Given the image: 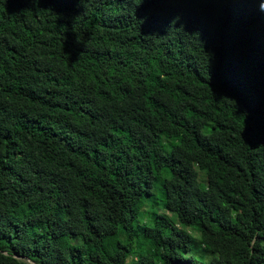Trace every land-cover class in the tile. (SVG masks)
Here are the masks:
<instances>
[{"label": "trees", "instance_id": "16d2710c", "mask_svg": "<svg viewBox=\"0 0 264 264\" xmlns=\"http://www.w3.org/2000/svg\"><path fill=\"white\" fill-rule=\"evenodd\" d=\"M262 3L0 0V264H264Z\"/></svg>", "mask_w": 264, "mask_h": 264}, {"label": "rangeland", "instance_id": "374dc122", "mask_svg": "<svg viewBox=\"0 0 264 264\" xmlns=\"http://www.w3.org/2000/svg\"><path fill=\"white\" fill-rule=\"evenodd\" d=\"M201 176V175H200ZM202 178V177H201ZM156 196V195H155ZM154 196V197H155ZM153 200V199H152ZM147 203V206H149L150 208H151V212H153V211H155L156 209H153L152 207H151V205L154 203L153 201H151V202H148V201H146ZM146 210H147V207L145 208ZM160 213H162L161 211H160ZM146 220V218L145 217H141V221L139 220V222L140 223H143L144 221ZM173 220H175L174 218H173Z\"/></svg>", "mask_w": 264, "mask_h": 264}, {"label": "clouds", "instance_id": "9594fccd", "mask_svg": "<svg viewBox=\"0 0 264 264\" xmlns=\"http://www.w3.org/2000/svg\"><path fill=\"white\" fill-rule=\"evenodd\" d=\"M260 10H261V11H264V3H262V4L260 5ZM194 167H195V165H194ZM190 227H192V226H190Z\"/></svg>", "mask_w": 264, "mask_h": 264}, {"label": "water", "instance_id": "95a60500", "mask_svg": "<svg viewBox=\"0 0 264 264\" xmlns=\"http://www.w3.org/2000/svg\"><path fill=\"white\" fill-rule=\"evenodd\" d=\"M31 264H35V263H31Z\"/></svg>", "mask_w": 264, "mask_h": 264}]
</instances>
